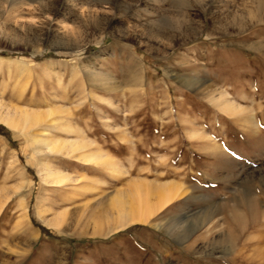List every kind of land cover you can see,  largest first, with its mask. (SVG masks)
I'll return each mask as SVG.
<instances>
[{
  "label": "rangeland",
  "instance_id": "374dc122",
  "mask_svg": "<svg viewBox=\"0 0 264 264\" xmlns=\"http://www.w3.org/2000/svg\"><path fill=\"white\" fill-rule=\"evenodd\" d=\"M255 6L0 0V101L45 115L27 133L0 121V264L264 261V9ZM220 95L234 102L228 111L212 100ZM44 135L65 147L39 145ZM48 166L66 182L47 177ZM158 187L173 197L150 215L156 226L113 228L118 194L148 189L154 200ZM26 221L40 234L36 251L20 233ZM44 240L58 248L44 252Z\"/></svg>",
  "mask_w": 264,
  "mask_h": 264
},
{
  "label": "bare ground",
  "instance_id": "6f19581e",
  "mask_svg": "<svg viewBox=\"0 0 264 264\" xmlns=\"http://www.w3.org/2000/svg\"><path fill=\"white\" fill-rule=\"evenodd\" d=\"M254 9L257 11L258 15L261 14L262 10L264 9V1L263 0H256V6ZM222 94L225 95V93H222ZM224 95H220L218 98L214 97L215 96L214 95L212 97V100L215 103L219 102L220 103L219 106L223 107L226 110V109L231 108L232 105H234L233 104L234 102L231 103L228 99H226V98L223 99ZM226 111H228V110H226ZM44 116L45 115L39 111L30 110V109H26V108L21 109L19 107H12V106H9L8 104H5L2 101H0V121H3L4 123L22 131V132L27 133L28 130L37 127L44 120ZM38 138H40V137H38ZM49 140H52V139L44 135V136H42V138H40V140L38 142L37 141H35V142H37L38 144L44 143L43 145H45V146L47 145L51 151H60L61 149H63V147H65L64 143L62 144V143H57V142H53V141H49ZM70 147L74 148V147H76V145L71 144ZM46 170L48 171V174L46 173L47 177H49L50 179L57 182L56 184H61L63 182H66L67 176H65V175L61 174V175L52 176L55 168L53 170V168L51 166H48V167H46ZM55 182L51 181V183H53V184H55ZM147 190L137 191V193H135V194H132V195L130 194L131 196L129 195V197H125L122 194H118L114 198V205L117 207V210H118V218L116 219L115 223L113 224V228H123V227H126L127 225H130V224L136 223V222H144V223H149V224H153L156 226V224H154L150 221L151 220L150 215L154 211H156L160 206H162L163 204L167 203L170 199H172L173 193L169 188L165 189L164 187H158L155 190L156 199L152 200L151 199V192H150V190H149V192ZM2 203L3 202H1V200H0V207L2 206ZM20 206H21V208L25 209V211L22 213L24 218H25L27 215L26 208H28V206L24 202H22L20 204ZM64 215L65 214H60L58 216V222H61V223L64 222L63 221L64 217H65ZM263 216H264V214H263ZM53 221L55 222L56 220H53ZM55 223H57V222H55ZM171 224H174V223H171ZM31 227L32 226H30L29 222L26 221L25 227L23 228V230H21L20 233L24 234L23 236H25V239L27 240V243L25 244L27 249L29 251H36L37 247L35 244L39 241L40 234L35 232ZM160 227H161V225H160ZM166 227H167V225H166ZM170 228L172 229V226ZM165 229H167V228H165ZM168 230H169V227H168ZM239 231L240 230H238V232ZM240 232H242V231H240ZM238 238L239 237H237V235L234 234V231H232L229 234L227 241L235 244V242ZM224 241H226V239H224ZM57 245L55 243H53L52 241L44 240L41 247H42L44 252L52 253V251H54L58 248ZM39 247L40 246H38V248ZM37 251H39V250H37ZM260 253L261 254H259V256L262 257L264 260V248H263V250H260ZM61 264H66V263H65V261H62ZM258 264H264V261L262 263H258Z\"/></svg>",
  "mask_w": 264,
  "mask_h": 264
}]
</instances>
